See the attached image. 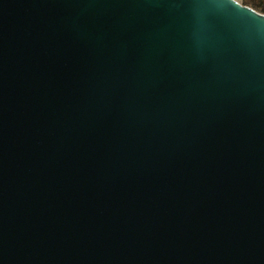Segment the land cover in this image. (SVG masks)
<instances>
[{
    "label": "water",
    "instance_id": "obj_1",
    "mask_svg": "<svg viewBox=\"0 0 264 264\" xmlns=\"http://www.w3.org/2000/svg\"><path fill=\"white\" fill-rule=\"evenodd\" d=\"M0 264H264V15L0 0Z\"/></svg>",
    "mask_w": 264,
    "mask_h": 264
},
{
    "label": "trees",
    "instance_id": "obj_2",
    "mask_svg": "<svg viewBox=\"0 0 264 264\" xmlns=\"http://www.w3.org/2000/svg\"><path fill=\"white\" fill-rule=\"evenodd\" d=\"M242 4L249 6L260 13H264V0H242Z\"/></svg>",
    "mask_w": 264,
    "mask_h": 264
},
{
    "label": "snow or ice",
    "instance_id": "obj_3",
    "mask_svg": "<svg viewBox=\"0 0 264 264\" xmlns=\"http://www.w3.org/2000/svg\"><path fill=\"white\" fill-rule=\"evenodd\" d=\"M240 2V0H237V3H239ZM262 15H264V13H262Z\"/></svg>",
    "mask_w": 264,
    "mask_h": 264
},
{
    "label": "rangeland",
    "instance_id": "obj_4",
    "mask_svg": "<svg viewBox=\"0 0 264 264\" xmlns=\"http://www.w3.org/2000/svg\"><path fill=\"white\" fill-rule=\"evenodd\" d=\"M240 2L242 3V0Z\"/></svg>",
    "mask_w": 264,
    "mask_h": 264
},
{
    "label": "crops",
    "instance_id": "obj_5",
    "mask_svg": "<svg viewBox=\"0 0 264 264\" xmlns=\"http://www.w3.org/2000/svg\"><path fill=\"white\" fill-rule=\"evenodd\" d=\"M241 1V0H240Z\"/></svg>",
    "mask_w": 264,
    "mask_h": 264
}]
</instances>
